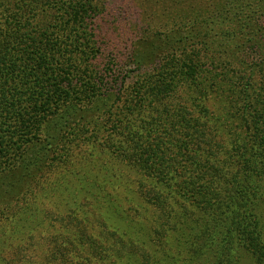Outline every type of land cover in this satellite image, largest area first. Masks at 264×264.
Returning a JSON list of instances; mask_svg holds the SVG:
<instances>
[{
    "label": "trees",
    "instance_id": "16d2710c",
    "mask_svg": "<svg viewBox=\"0 0 264 264\" xmlns=\"http://www.w3.org/2000/svg\"><path fill=\"white\" fill-rule=\"evenodd\" d=\"M107 1L0 0V192L19 186L14 214L27 197L49 205L15 226L23 240H8L0 264H264L263 67L253 84L210 50L204 19L168 13L158 23L180 38L151 67L127 58L143 71L113 107L124 68L111 62L119 53L104 62L100 25L117 9ZM245 1L224 7L240 13ZM126 25L116 52L152 35ZM101 109L105 122L78 117ZM118 173L135 176L134 190L108 181Z\"/></svg>",
    "mask_w": 264,
    "mask_h": 264
},
{
    "label": "rangeland",
    "instance_id": "374dc122",
    "mask_svg": "<svg viewBox=\"0 0 264 264\" xmlns=\"http://www.w3.org/2000/svg\"><path fill=\"white\" fill-rule=\"evenodd\" d=\"M136 1L138 2L137 4ZM136 1L116 0V9L112 7L111 3L113 0H108L107 5L110 6L111 9L113 8V10L116 9V11L114 10L115 15L109 14L108 16V14H105L103 19L104 23L100 25V42L105 40L108 44L105 46L108 49H106L105 54L106 56H109V58L104 62H109L112 60L111 57H113L114 53H119V57H116V59L111 62L114 65L124 68L120 77L116 78L117 85H115V88L117 89L111 99L108 100V104H113V107L117 106L119 100L122 98L121 93L123 94L126 88L133 86L136 83L137 74L139 75L143 71L142 69L134 67V65L128 64L127 58L130 55L132 56L133 52L138 54L140 58H143L147 66L151 67L154 65L157 58L161 57L163 49L169 45V40H172L173 42L180 38L173 35L177 26L173 28V31H169L158 23L160 18L168 17V13L181 14L182 16L190 11L196 13L199 16L198 19H204L203 23L199 25L198 28L201 30L200 36L203 39H207L208 44H210V50L218 51L223 54V56H226V58L232 60L231 64L233 70L243 72V75L245 72L248 73V75L252 77L251 80L253 84L260 82L262 72L257 68L262 66L264 72V0H246V6L243 9L244 11L240 13L232 12V9L229 11L226 10V7L224 6L225 1L227 0ZM105 22L109 24L114 23V27L109 30V27L108 25H105ZM126 23H132V25H130V32L133 33L132 37L134 38H137L139 31H142L144 28L152 32V35L149 38H142L136 41L133 49L131 48L132 52L131 49L128 51L121 49L116 52L114 38L119 36L121 32L125 30V26L128 27ZM186 30L187 29L185 28L182 29V33L185 34V32H187ZM197 40L198 39H193L188 43L184 41L180 48L183 50H192L196 42H198ZM251 71L253 73H249ZM117 97L120 99H116ZM209 100L210 107L219 115L223 114L225 109L221 103V97L218 94L215 95L214 93H211ZM79 114L78 117L81 116L82 121L90 120L93 124L96 120L98 122H105L106 119L104 115H107L104 114L103 109H101L100 112L93 113L94 117H91V114L85 112ZM78 117L76 120H78ZM45 150L44 147H41L37 153L43 157V160L46 159L47 162L49 154L46 153ZM21 173L22 172L18 171L13 179L17 181L16 178H18ZM73 178L72 181L71 178L69 179L68 184L71 186L69 187L71 190H75L78 193L77 197H75L76 201H72L77 202L81 188L76 182L78 178H76V180ZM134 178L135 176L130 173L125 174L124 178L121 176V173H118L116 178L111 177L108 181L114 180L117 183L120 181L118 186H120L122 190H134ZM33 180L37 181L38 179ZM24 182H28V180H24L22 184ZM6 193L7 194H5L3 190L0 192V226L4 228L3 230L0 228V250L2 251L8 249V240L10 238L13 239V245L18 244L20 240H23L22 235H17L14 240V237L11 234L13 233V229L15 226H23V222H20L21 219H39L41 215L39 210L42 208L41 205L38 204L40 202L44 204L43 201H36L32 196H26L27 198H24V200H28V203H26V207L22 210V214H14V212H11L9 209L19 201V197L22 199L23 196L18 195L19 186L16 185L14 189L8 187ZM68 198L70 199V196H68ZM68 205L71 206L70 204ZM54 206H59L58 209H62L60 203H55ZM44 207L49 208V205L44 204ZM11 219L14 221L9 224ZM24 227L25 226H23L22 229H24Z\"/></svg>",
    "mask_w": 264,
    "mask_h": 264
}]
</instances>
